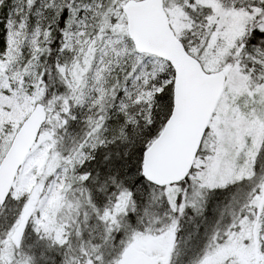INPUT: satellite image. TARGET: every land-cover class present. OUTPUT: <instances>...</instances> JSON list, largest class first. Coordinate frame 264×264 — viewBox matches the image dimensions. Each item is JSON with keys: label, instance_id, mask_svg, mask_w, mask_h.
Masks as SVG:
<instances>
[{"label": "snow or ice", "instance_id": "obj_1", "mask_svg": "<svg viewBox=\"0 0 264 264\" xmlns=\"http://www.w3.org/2000/svg\"><path fill=\"white\" fill-rule=\"evenodd\" d=\"M0 264H264V0H0Z\"/></svg>", "mask_w": 264, "mask_h": 264}]
</instances>
